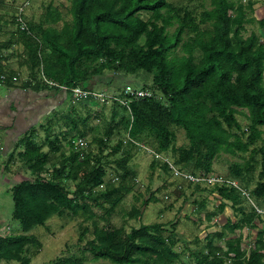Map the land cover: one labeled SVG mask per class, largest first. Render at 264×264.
<instances>
[{
    "label": "trees",
    "instance_id": "trees-1",
    "mask_svg": "<svg viewBox=\"0 0 264 264\" xmlns=\"http://www.w3.org/2000/svg\"><path fill=\"white\" fill-rule=\"evenodd\" d=\"M70 2L72 21L64 22L60 30L54 26L62 16L49 5L39 23L29 24L40 37L34 33L35 39L20 28L15 34L16 43L24 47L20 58L31 77L27 82L21 83L19 74L3 65L7 59L3 50L10 49L13 41H0V75L6 78L0 79V86L40 91L50 88L41 80L45 77L69 88L111 92L123 98L125 88L132 85H122L117 80L119 76H134L139 79L134 81V88L154 89V96L129 107L119 102L111 105L106 136L93 139L98 145L97 154L90 150V144L88 148L79 145L80 140L87 142L91 117L80 114L77 105L90 110L92 104H98L94 99L76 103L71 99L67 113L55 115L42 126L44 139L40 140L37 130L20 139L9 162L18 156L30 178L10 190L15 203L13 220L19 222L21 232L0 236V264H30L42 247L31 232L45 227L54 216L80 219L79 244L85 242L83 253H89L95 261L264 264V217L256 211V207L264 209V33L244 35L246 26L255 23L264 30V19L253 17L257 2ZM16 19L15 16L13 22L19 25ZM1 32L0 25V38ZM102 106L105 108L106 103ZM60 126L66 130L57 131ZM177 130L184 131L187 146H176ZM123 132L126 134L122 138ZM115 136L120 139L111 145ZM134 143L155 147L161 156L171 155L172 162L153 156V173L161 168L164 173L174 174L172 165L190 175L212 176L219 157L229 154L239 158L225 176L217 175L237 182L239 188L215 184L208 189L200 183L192 184L194 194L218 193L220 204L215 212L207 214L208 221L224 213L228 206L236 217L240 216L239 221L227 220L224 228L208 234L197 250L186 248V260L175 249L178 222L170 230L159 222L133 227L130 232L124 226H111L109 217L125 196L135 192L137 174L128 165L131 150L125 149L126 145L137 148ZM121 151L123 158L113 161L120 171L118 181H107L109 158ZM257 167V179H251ZM244 175L249 180L245 181ZM153 201H159L154 193L127 216L141 219ZM207 202L206 197L196 200L195 211L201 214ZM94 207L105 211L101 218L104 226L98 222ZM244 227L258 230L250 249L242 248L241 235L231 238L226 249L217 244ZM90 233L93 237L87 239ZM82 261L66 257L55 264Z\"/></svg>",
    "mask_w": 264,
    "mask_h": 264
},
{
    "label": "rangeland",
    "instance_id": "rangeland-1",
    "mask_svg": "<svg viewBox=\"0 0 264 264\" xmlns=\"http://www.w3.org/2000/svg\"><path fill=\"white\" fill-rule=\"evenodd\" d=\"M252 1L257 2L253 17L257 20L264 19V0ZM209 2L210 0H206L207 4H209ZM0 3V19L5 21L1 32L2 41L10 39L9 37L11 34L13 36L17 33L19 28L22 29L21 26L13 22L17 13V8L26 6L24 13L25 25L28 27L27 32L35 39L37 38L34 34L36 32H32L29 24L30 22L39 23L38 21L40 17L46 12V7L49 5L56 7L62 16L61 18L63 22L56 24L54 26L56 29L60 30V28L63 27L64 22L71 23L72 21V16L70 14V0H0ZM246 27V31L244 32L246 37L253 31L259 34L261 32L264 33V30H261L257 23ZM36 35H38V33H36ZM20 49L21 51H24L22 45H15L12 48L15 52L20 51ZM107 77L108 76H106V78ZM106 78L101 81L104 82ZM41 80H43V77H41ZM117 81L122 85L127 83V85L133 86L134 81H139V79L134 76H119ZM3 89H5L4 86L0 87V94L3 93ZM108 94H111V92ZM77 107L79 108L80 114L91 117V120L89 121V135L84 147H87V143L90 144V150L97 154L98 145L93 139L104 138L106 136L105 131L108 126V120L111 117V104H106V107L103 108L102 103L98 101V104H92L90 106V110L85 109L82 105H77ZM102 108L103 112H100ZM98 113L101 116L97 117ZM238 119L241 124L245 126V119L241 116L238 117ZM44 124L46 125V122H44ZM61 127L63 128V126L58 127L60 128L59 130L62 129ZM125 134L126 133L123 132L122 138L125 137ZM1 137L2 136H0V138ZM44 137L45 132L40 130V140L44 139ZM118 139H120V137L115 136L111 145L116 144ZM188 144L189 141L186 138L184 131L177 130L176 146H187ZM144 146L149 150L156 152L155 147L147 144ZM125 149L131 150V158L128 165L136 172L137 182L135 192L125 196L114 210V213L109 217L108 221H110L109 224L111 226L116 228L124 226L126 231L130 232L133 227L159 222L167 224L165 228L170 230L172 225L178 222L176 226L178 243L175 249L179 253H183L182 259L186 260V256L189 254L186 248L193 251L197 250L202 244H204L208 234L223 229L227 220H232L233 222L239 221L238 219L240 216L236 217V213L231 206H228L224 213L215 217L212 221H208L207 214L215 212L220 204L218 193L215 192L209 194V192H199L194 194L195 187H193L191 183L179 178L176 173H164L161 168H158L153 173L151 163L154 158L153 156L155 155L147 149H142L139 146L133 148L131 145H126ZM109 151L110 150L106 151L105 155H107ZM163 157L171 160V162L173 161L171 155H165ZM121 158H123V151H121L119 155L109 158L107 168L108 174L106 176L107 181H118V172L120 171H118L117 165L113 161ZM1 159H3V156L0 154V161ZM159 159L164 161L162 158ZM236 161H240V159L229 154H224L219 157L214 164L215 173L213 174V177L217 175L225 176L229 172V167ZM0 164H2V162H0ZM6 166H9V170H2L0 172V236L21 232L19 222L13 220L15 203L12 199L10 190L19 182V175H24L25 171H21L22 168L20 167H23V164L18 156H16L11 164L6 163L4 167ZM25 173L30 177L28 172ZM258 173L259 167L254 170L251 179L256 180ZM243 179L245 181L249 180L248 175H244ZM201 186L212 189L215 185L212 183H205ZM251 187L253 188L254 184ZM152 193H154L159 201L151 202V204L144 209L141 219H130L127 216V213H129L134 206L141 208L143 201L149 199L152 196ZM203 197H206L208 202L206 209L200 214L195 211L196 204L194 202ZM93 210L97 214V219L100 225L104 226L106 223L101 218L105 217V211L98 207H94ZM79 224V218H59L54 216L47 222L45 227H38L32 231L31 234H34L39 239L42 247L39 250V254L32 259L30 264H55L66 257H72L76 260L82 259V264H112L109 261L104 260L95 261L89 253H83L85 242L79 244V236L81 232ZM92 229L93 228H91V230ZM257 231V229L248 230L244 227L241 230H237L235 234L230 233L229 238H226L217 244L226 249L231 242V238L233 239L234 237L241 235V246L248 250L255 243ZM227 232L230 231L228 230ZM92 237L93 235L90 233L87 236V239H91ZM197 239L199 242H197ZM3 264L20 263L12 262ZM176 264L183 263L177 262Z\"/></svg>",
    "mask_w": 264,
    "mask_h": 264
},
{
    "label": "crops",
    "instance_id": "crops-1",
    "mask_svg": "<svg viewBox=\"0 0 264 264\" xmlns=\"http://www.w3.org/2000/svg\"><path fill=\"white\" fill-rule=\"evenodd\" d=\"M41 18L42 16L38 22L41 21ZM4 24L5 21L0 19L2 29ZM11 36L12 34L8 40L13 41V46L10 49L3 50V55L7 57L3 61V65L7 69L18 73L21 83H25L31 77L29 76L27 66L20 58L23 51L21 49L17 52L12 50L15 45L19 44L16 43L17 38L14 37L15 35ZM8 40L2 41L0 38L2 42H7ZM4 87L5 89L2 90L3 93L0 94V136H2L0 138V154L3 156V159L0 161L2 162L0 172L2 170H9V168L6 169L4 166L6 163L11 164L13 162H9V157L22 137L28 135L33 130H37L40 137V130H43L42 126L45 125L44 122H50L55 115L58 116L67 113L73 103L70 94L55 88L35 91L31 88H21L20 86L9 88L5 85ZM59 129L56 128L57 131H60ZM62 130H66L64 126ZM53 160L56 162V159ZM20 168H22L21 171L28 172L24 167L21 166ZM25 172L24 175H19L20 179L18 183L22 182L25 178H30Z\"/></svg>",
    "mask_w": 264,
    "mask_h": 264
},
{
    "label": "built area",
    "instance_id": "built-area-1",
    "mask_svg": "<svg viewBox=\"0 0 264 264\" xmlns=\"http://www.w3.org/2000/svg\"><path fill=\"white\" fill-rule=\"evenodd\" d=\"M25 8L21 7V8H17V13H16V20L19 23V25L22 27V30L27 31L28 27L25 25ZM0 79H6L5 76L0 75ZM16 77L14 78V81H16ZM43 81L44 83H46L50 88H55V89H59L61 91L67 92L68 94H70L72 100L76 103L79 101H90V99H94L96 101H99L100 103L104 104H113L114 102H119L120 104H122L123 106L129 107V105L133 102L136 101H143L145 99L148 98H152L154 96V89L153 90H149V89H137L134 88L132 86H127L124 90V97L120 98L117 95H113V94H108V93H104V92H97V91H89V90H83L79 87H75V88H69L65 85H59L51 80H48L47 78L43 77ZM1 85V83H0ZM136 146H139L142 149H147L148 151H150L151 153H153L155 156H157L158 158H162L165 162L168 161V159H165L163 156L158 155L156 152L149 150L146 146H144L145 144H140V143H134ZM79 145L80 146H84L85 143L84 141L80 140L79 141ZM1 146V145H0ZM1 150V147H0ZM171 168L173 169L174 173L177 174V176L191 184H205V183H212V184H228V185H232L235 187H238V183L234 182L232 180L229 179H225L222 177H218V176H194V175H190L186 172L180 171L178 169H175L172 165H170ZM246 195H248L247 193H245ZM256 211L258 212V214H260L262 217H264V209L261 208H257L256 207Z\"/></svg>",
    "mask_w": 264,
    "mask_h": 264
}]
</instances>
